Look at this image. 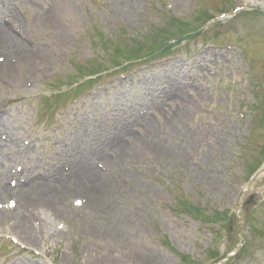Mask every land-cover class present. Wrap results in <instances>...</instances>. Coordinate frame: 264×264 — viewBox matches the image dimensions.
I'll list each match as a JSON object with an SVG mask.
<instances>
[{
	"label": "rangeland",
	"instance_id": "rangeland-1",
	"mask_svg": "<svg viewBox=\"0 0 264 264\" xmlns=\"http://www.w3.org/2000/svg\"><path fill=\"white\" fill-rule=\"evenodd\" d=\"M0 29L31 61L0 71V264H264V0H0Z\"/></svg>",
	"mask_w": 264,
	"mask_h": 264
},
{
	"label": "bare ground",
	"instance_id": "bare-ground-1",
	"mask_svg": "<svg viewBox=\"0 0 264 264\" xmlns=\"http://www.w3.org/2000/svg\"><path fill=\"white\" fill-rule=\"evenodd\" d=\"M61 25H58V28H61ZM1 29H0V34H1ZM11 41V46H9V51L11 53L15 52V50H18L19 46H20V42L17 39H13L10 40ZM13 41V42H12ZM8 54V53H7ZM5 57H6V62L5 63H0V71L1 73H3L6 77H10L11 79L20 77V76H24L29 74V70H28V65L31 64V61L29 60V58H25V57H20L17 58L16 61L13 60L12 57H7L6 53H5ZM37 60H40V58H42V56L40 54L37 55V57H35ZM5 59V58H4ZM146 122V121H144ZM3 142L0 141V147L3 146ZM6 171V169H4ZM6 174V173H4ZM100 174L97 173L95 170L90 169V168H83L81 170H79V177L81 178L82 182H94L95 180H97L96 178L99 176ZM100 181H95L97 185H89L90 189H98L102 187V189H100L101 191H104V188H107L108 182H102L101 179H99ZM26 183L23 184V186L26 187L27 190H23L24 188L19 187L21 189L16 190L17 194L19 196L20 199H26L28 198L30 195L32 194H36V197L38 198H43V199H50L53 195V193L51 192L49 185L44 181H30L27 185H25ZM30 185H32V187L37 186V188L34 189H30ZM39 186V187H38ZM0 189H3V192L10 190V188H7L5 186V184L3 183V181L0 179ZM2 191V190H0ZM23 203V202H22ZM17 206V205H16ZM15 206V207H16ZM28 213L23 212L22 210L19 212H16L12 218V227H14L15 229H19L20 233H21V237L22 239L29 245L32 244H37L42 238H43V234L41 227H39V232H35L32 230V228L30 226L25 225V221L27 220ZM26 218V219H25ZM1 220V218H0ZM50 230V229H49ZM41 232V233H40ZM57 232L52 231L51 234H56Z\"/></svg>",
	"mask_w": 264,
	"mask_h": 264
}]
</instances>
